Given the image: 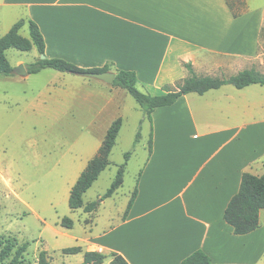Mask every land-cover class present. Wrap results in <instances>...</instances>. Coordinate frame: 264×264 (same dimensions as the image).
<instances>
[{
	"label": "crops",
	"instance_id": "crops-1",
	"mask_svg": "<svg viewBox=\"0 0 264 264\" xmlns=\"http://www.w3.org/2000/svg\"><path fill=\"white\" fill-rule=\"evenodd\" d=\"M21 19V33L29 20L39 25L48 58L135 71L152 95L188 77L185 63L202 76L264 74V0H0V37ZM100 81L108 110L123 88ZM151 115L153 151L129 215L121 218L132 193L120 219L86 238V250L108 264L114 252L130 264H181L197 249L213 264H264V209L246 234L224 218L243 173L264 174V86L190 92Z\"/></svg>",
	"mask_w": 264,
	"mask_h": 264
},
{
	"label": "rangeland",
	"instance_id": "rangeland-1",
	"mask_svg": "<svg viewBox=\"0 0 264 264\" xmlns=\"http://www.w3.org/2000/svg\"><path fill=\"white\" fill-rule=\"evenodd\" d=\"M41 57L36 46L30 51L10 48L7 58L16 74L0 75V238L28 244L24 264H38L45 249L50 264H81L89 247L86 238L112 224L113 218L120 219L137 187L138 171L153 151L154 121L123 89H117L118 102L103 109L111 94L99 90L104 84L97 78L49 67L24 75L21 66L26 69ZM120 115L124 123L109 156L111 164L83 197L85 203L98 201L97 212L72 210L71 187L98 152L111 118ZM125 162L123 186L113 197L100 200ZM64 217L74 221L73 227L62 225ZM71 246H80L82 252H63Z\"/></svg>",
	"mask_w": 264,
	"mask_h": 264
},
{
	"label": "trees",
	"instance_id": "trees-1",
	"mask_svg": "<svg viewBox=\"0 0 264 264\" xmlns=\"http://www.w3.org/2000/svg\"><path fill=\"white\" fill-rule=\"evenodd\" d=\"M233 1V0H232ZM232 6V4H230ZM230 6V7H231ZM234 6V5H233ZM232 6V7H233ZM237 15V13H235ZM26 24L25 19L17 21L12 28L2 37H0V75L11 76L16 74L15 67L10 64L6 56L9 48H16L21 51H30L34 46L40 54H45V39L39 25L29 20V34L26 37L21 34V29ZM112 64L106 63L102 67L85 68L76 65L73 62L63 58H38L36 61L26 66L27 75L38 73L45 68H52L60 72L80 74L83 72H104L111 71ZM185 67L189 70L190 75L175 86H166V92L163 94L152 95L141 91L138 86V77L135 71L115 69L114 86L126 89L127 92L137 101L147 116L152 120V112L154 109L162 106L174 104L180 96L196 92L204 94L210 89L220 88L225 84H232L237 88H244L252 84H260L264 86V74L256 68H250L240 71L230 77L218 76H202L195 73L191 63H185ZM123 125L122 117L116 118L108 127L101 146L93 158H91L79 175L76 182L70 189L69 206L72 210L83 208L85 212H92L99 206L98 201L85 203L84 194L91 188L94 182L99 178L100 174L111 164L110 155L117 137ZM152 135V134H151ZM150 150H152V137L150 140ZM152 152V151H151ZM130 156V152L126 153V159ZM126 163L122 164L113 179L111 185L100 200L111 197L124 182V174ZM238 192L229 201L225 213V220L234 228L237 234L249 233L260 226V211L264 209V174L256 175L251 172H244L241 179ZM138 187L134 189L127 203L123 214V219L129 215V212L137 197ZM74 221L70 217H64L62 225L68 228L73 227ZM28 244H19L16 238H0V264H24L25 253ZM66 254H75L82 252L80 246H71L63 249ZM84 259L81 264H102L105 262L107 255L98 250H85L83 252ZM111 264H130L128 260L119 253H112ZM9 259L8 262L6 260ZM38 264H50V258L46 249L42 250L38 256ZM181 264H213L210 257L200 249L186 257Z\"/></svg>",
	"mask_w": 264,
	"mask_h": 264
},
{
	"label": "water",
	"instance_id": "water-1",
	"mask_svg": "<svg viewBox=\"0 0 264 264\" xmlns=\"http://www.w3.org/2000/svg\"><path fill=\"white\" fill-rule=\"evenodd\" d=\"M41 58L44 59L45 55L42 54ZM21 69L23 70V74L27 75V71H26L25 67L21 66ZM19 70L20 69H17V72ZM80 75L88 76V77H94V78L102 80L106 83L113 84V82L115 80L116 73L114 71L109 70V71H104V72H83V73H80Z\"/></svg>",
	"mask_w": 264,
	"mask_h": 264
}]
</instances>
